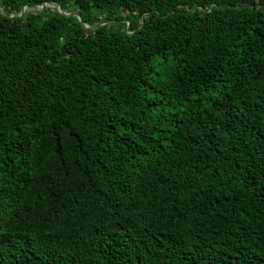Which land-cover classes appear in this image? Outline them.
Returning <instances> with one entry per match:
<instances>
[{"label":"trees","instance_id":"trees-1","mask_svg":"<svg viewBox=\"0 0 264 264\" xmlns=\"http://www.w3.org/2000/svg\"><path fill=\"white\" fill-rule=\"evenodd\" d=\"M44 2L107 24L0 12V264H264V0Z\"/></svg>","mask_w":264,"mask_h":264},{"label":"water","instance_id":"water-1","mask_svg":"<svg viewBox=\"0 0 264 264\" xmlns=\"http://www.w3.org/2000/svg\"><path fill=\"white\" fill-rule=\"evenodd\" d=\"M46 7L57 8L59 12H61V13L64 14V15H67V16H70V15L77 16V17L79 18V20L82 22L83 26H84L85 28H88V29H96L97 27H99V26H101V25L107 24V23L105 22V23H101V24H99V25H90V24L86 23V22L82 19L81 15H79L78 13H70V12L65 11V10L62 8L61 4L56 3V2H44V3L40 4V5H25V6L21 9V11H20L19 13H7V12L4 10V8H2V7L0 6V12H2L4 15H7V16H9V17H20V16H22L26 11H43V10H45ZM144 16H145V15H143V17H142V19H143V23H144ZM129 25H130V23H128V28H129Z\"/></svg>","mask_w":264,"mask_h":264}]
</instances>
